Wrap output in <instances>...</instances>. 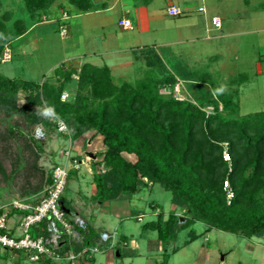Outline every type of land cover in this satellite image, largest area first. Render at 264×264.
<instances>
[{
    "label": "rangeland",
    "instance_id": "rangeland-1",
    "mask_svg": "<svg viewBox=\"0 0 264 264\" xmlns=\"http://www.w3.org/2000/svg\"><path fill=\"white\" fill-rule=\"evenodd\" d=\"M172 1L181 14L167 15L169 0H108L107 8L88 13H80L69 0H53L45 12L35 15L27 10L23 0H0V18L8 28L13 29L18 19L28 25L23 35L13 36L0 51V73L58 85L60 80L54 75L55 68L64 63L66 68L79 69L89 62L108 65L116 83L134 82L145 76L148 67L144 57L152 51L167 65L180 60L205 74L207 84L210 79L214 80L218 91L238 89L239 115L264 110V0ZM122 6L134 10L130 12L131 28L119 26ZM137 7H142L139 16L135 12ZM214 15L222 19L221 28L213 25ZM67 17L66 31L62 33L60 24ZM241 75L244 79L233 84L231 80ZM176 78L181 86L179 98L194 99L208 87L204 83L185 81L181 76ZM76 80L74 76L67 84L68 97L72 98L76 91ZM161 92L167 97L176 96L175 89ZM26 101L23 91L15 96V104L0 99V205L14 199L41 197L54 166L66 162L63 152L70 142L73 154L75 141L83 143L82 137L74 135L73 127L68 126L69 133L58 132V120L62 118L54 113L49 117L42 115L52 122L49 126L31 122L32 113L24 109ZM45 108V104L37 105L33 113L41 115ZM94 132V129L84 131L89 139L83 144H89L96 155L91 154L87 159L83 153L85 159L79 169L68 163L70 176L64 192L68 208L75 192L78 207L83 208V200L88 202L90 207L85 220L95 227L99 238L100 230L115 233L107 240L102 238L103 241L93 243L98 248L94 264L160 263L166 244L159 242L154 230L142 233L141 224L155 220L159 210L167 217L174 208L171 193L155 184L136 194L126 193L122 199L107 202L100 208L101 204L91 194L92 174H85L87 162L93 156L97 160L101 158V138L94 137ZM125 156L135 159L130 154ZM155 203L161 209L153 205ZM70 208L67 218L75 223L76 213ZM179 214L183 213L179 211ZM194 228L199 234L205 225L197 222ZM120 234L128 236L133 254L117 255L118 248L124 249V244H116ZM188 238V229L177 234L172 247L179 249L171 254L169 264H264V236L246 238L214 228L184 246ZM84 248L76 250L84 251L78 264L83 257L85 260L93 258ZM6 251L9 254L2 255ZM16 255L0 246V264H41L30 261L24 252Z\"/></svg>",
    "mask_w": 264,
    "mask_h": 264
},
{
    "label": "trees",
    "instance_id": "trees-1",
    "mask_svg": "<svg viewBox=\"0 0 264 264\" xmlns=\"http://www.w3.org/2000/svg\"><path fill=\"white\" fill-rule=\"evenodd\" d=\"M23 1L35 15L45 12L53 0ZM69 2L79 12L105 9L109 3ZM68 18L62 20L61 28L67 26ZM27 29L28 25L20 19L10 29L0 18V51ZM144 59L148 70L134 82L116 83L108 65L89 62L79 69L66 68L64 63L55 68L58 85L0 73V99L15 104V96L23 91L27 98L24 109L32 113L31 122L52 124L48 118L33 113L35 106L45 104L75 129L76 138L85 130L94 129L93 136H99L103 146L101 158L90 160L97 203L114 200L123 193L136 194L155 184L169 191L174 208L167 217L159 210L155 220L142 224L143 230H155L163 244L174 241L185 229L189 238L184 245L214 228L246 238L264 236V110L239 115L238 89L218 91L214 80L207 84L205 74L180 60L167 65L152 51ZM74 76L76 91L72 98L62 100L61 95ZM177 76L208 87L194 99L165 96L161 90L174 89ZM244 77L231 81L237 84ZM210 106L212 110H207ZM125 154L135 159H128ZM46 182H52V172ZM225 182L233 193L230 199ZM64 205L68 208L66 199ZM153 205L160 208L158 203ZM84 222V227L72 224L84 237L82 246L90 247L98 232ZM197 222L205 225L199 234L194 228ZM43 233L48 234L45 228ZM170 256L165 252L157 264H167Z\"/></svg>",
    "mask_w": 264,
    "mask_h": 264
},
{
    "label": "built area",
    "instance_id": "built-area-1",
    "mask_svg": "<svg viewBox=\"0 0 264 264\" xmlns=\"http://www.w3.org/2000/svg\"><path fill=\"white\" fill-rule=\"evenodd\" d=\"M168 12L172 16L182 13L176 6H170ZM119 25L123 28H131L130 19L123 17L119 20ZM212 23L216 28L222 27V19L219 16H213ZM66 26L62 27V33L66 31ZM180 82L176 83L175 94L180 92ZM68 98L65 91L61 95L62 100ZM58 131L60 133H69V129L64 120H58ZM66 162L54 166L52 170V182L45 188L44 194L39 198L14 199L6 205H0V246L12 253L24 252L32 262H38L45 259H51L58 263H74L83 256L84 251L61 252L60 241L63 235L74 236L76 231L72 222L67 218L66 212L62 210L59 200L64 197L70 176V167L77 168L80 161L72 153L71 147L64 150ZM225 158L228 155L225 154ZM68 163L71 166H68ZM227 198L233 195L228 183ZM12 216L17 217L15 227L11 224ZM45 224L43 226L42 224ZM75 223L85 226L82 218H76ZM47 231L44 235L43 230ZM101 238L106 240L107 233L102 232ZM83 250L96 252L97 246L85 247Z\"/></svg>",
    "mask_w": 264,
    "mask_h": 264
},
{
    "label": "crops",
    "instance_id": "crops-1",
    "mask_svg": "<svg viewBox=\"0 0 264 264\" xmlns=\"http://www.w3.org/2000/svg\"><path fill=\"white\" fill-rule=\"evenodd\" d=\"M94 1V0H93ZM146 1V0H145ZM95 3H100V2H96V1H94ZM147 2H150V0H148ZM133 5H134V7H136V4H134V2H133ZM170 6H176L177 8H179L178 7V5L175 3V2H173L172 0H169V4L167 5V15H170L169 14V12H168V8L170 7ZM125 8H127V7H125ZM123 6H122V11H123V13L121 14V17H120V19L121 18H123V17H126V18H128V19H131L130 18V12H134V10L133 11H129V10H127V9H125ZM139 8H142V7H139ZM139 8L137 7V10H135V12H136V14L139 16ZM180 9V8H179ZM89 12H92V11H89ZM80 13H88V12H80ZM170 16H172V15H170ZM214 16H218V15H214ZM119 19V20H120ZM118 20V21H119ZM120 26V25H119ZM127 29V28H126ZM80 137H82L83 138V140H82V142L84 143L86 140H88L89 138H87L88 136H85L84 135V132H83V134H81L80 135ZM75 141V140H74ZM74 141H73V143H74ZM71 143V142H70ZM75 148H74V154L75 155H77V159L80 161V164H79V166L77 167V169H79L80 167H81V165H82V163H83V161H84V159L85 158H89V156H92V155H94V153H92V150H91V146L89 145V144H80L79 142L77 143L76 141H75ZM102 144V143H101ZM70 145V144H69ZM101 147V146H100ZM101 149H103V146H102V148ZM83 153L86 155V157L83 159ZM92 154V155H91ZM95 158V156H93L92 157V159H94ZM87 166H86V172H85V174H87V173H90V174H92L93 175V168H92V163H91V161H88L87 162V164H86ZM92 175H91V180H90V187H92L93 188V192L91 193L92 194V197H94L95 196V192H96V186H95V192H94V182H93V180H92ZM126 193H123L122 195H120L118 198H116V199H114V200H117V199H122L123 197H124V195H125ZM78 195L76 194V192L75 193H73L72 194V197L70 198V201H69V210H70V212H71V208L70 207H72L73 209H74V211H75V213H76V215L74 216L75 218H84L83 220L84 221H86V222H88L87 220H85L86 219V217L88 216V212H89V204H88V202L87 203H85V201L83 200V196H84V194L81 196V198H82V200H83V202H84V206H83V208H80V207H78V197H77ZM64 199H66V197H64ZM110 201H113V200H110ZM110 201H106V202H104V203H101V206H100V208L103 206V204H105V203H107V202H110ZM133 203H134V200H133ZM85 205L88 207H85ZM87 208V209H86ZM85 213V214H84ZM73 217V216H72ZM138 220H139V218H138ZM11 222L13 223V224H11V226L13 225L14 227H15V222H17V217L16 216H12V218H11ZM144 223V222H143ZM142 223V224H143ZM89 224V223H88ZM142 224H141V229H142ZM91 227L94 229V231H96L95 230V227L94 226H92L91 225ZM75 228V227H74ZM151 230V229H150ZM75 231H76V233H75V235L74 236H71V235H65V239L63 238L62 239V241H60V247H59V249H60V251L61 252H65V253H67V252H76V250H78L79 248H81V246H82V243H83V236H82V234L80 233V232H78V229L77 228H75ZM101 232H105V233H107V239H109V237H111L112 235H114L115 233H110L109 231H107V230H100ZM146 230H143L142 229V233L143 232H145ZM155 231V230H154ZM112 234V235H111ZM101 237V236H100ZM158 237V236H157ZM106 239V240H107ZM114 240H116L115 238H114ZM118 240L119 241H117V243L116 244H119V242L123 245L124 244V249H121L120 250V248H118V251H117V255L118 256H122V255H124V253H125V255H131V254H133V252H134V250L133 249H131L130 248V240H129V238H128V236L127 235H125V234H120V236L118 237ZM101 241H103L102 240V238H99V235L98 236H96V237H94V242L95 243H97V242H101ZM159 242L160 243H162L160 240H159ZM172 243H173V241L172 242H170L169 244H167L166 245V247L167 248H165L164 247V245H163V251H165V252H167V253H171V254H173V253H175V252H173V249L174 248H178L179 249V247H172L173 245H172ZM163 244V243H162ZM92 246H95V245H92ZM184 246H186V245H184ZM91 247V246H90ZM136 247L138 248L139 247V244H137L136 245ZM3 249V248H2ZM177 249V250H178ZM6 249H4V251H5ZM122 250H123V253H122ZM78 252V251H77ZM89 252V251H88ZM87 252V253H88ZM164 252V253H165ZM177 252V251H176ZM96 253H97V251L96 252H90L89 254L90 255H93L92 257V259L91 260H85L84 259V257H83V261H81L79 264H94L95 263V261H96ZM7 254H9V252H4V254H2V255H7ZM13 254V256H15L16 255V253H12ZM17 256V255H16ZM94 256H95V258H94ZM18 257V256H17ZM171 257V256H170ZM78 262H79V259H78V261L76 260V262H74V263H66V264H78ZM40 263L41 264H47L46 263V261H40ZM167 264H169V261H168V263Z\"/></svg>",
    "mask_w": 264,
    "mask_h": 264
},
{
    "label": "clouds",
    "instance_id": "clouds-1",
    "mask_svg": "<svg viewBox=\"0 0 264 264\" xmlns=\"http://www.w3.org/2000/svg\"><path fill=\"white\" fill-rule=\"evenodd\" d=\"M53 114V109L51 107L45 108L43 109V111L41 112V115L49 117Z\"/></svg>",
    "mask_w": 264,
    "mask_h": 264
},
{
    "label": "water",
    "instance_id": "water-1",
    "mask_svg": "<svg viewBox=\"0 0 264 264\" xmlns=\"http://www.w3.org/2000/svg\"><path fill=\"white\" fill-rule=\"evenodd\" d=\"M59 203L62 210H64L66 213H69V209L64 205V197L60 198Z\"/></svg>",
    "mask_w": 264,
    "mask_h": 264
}]
</instances>
